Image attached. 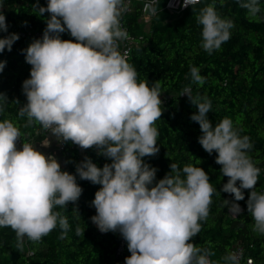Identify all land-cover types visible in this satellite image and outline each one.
<instances>
[{
	"label": "clouds",
	"instance_id": "clouds-1",
	"mask_svg": "<svg viewBox=\"0 0 264 264\" xmlns=\"http://www.w3.org/2000/svg\"><path fill=\"white\" fill-rule=\"evenodd\" d=\"M197 2L183 0L182 6ZM237 3L247 10L249 22L264 21L260 0ZM157 4L158 0H149L145 7L154 14ZM33 9L38 16L47 12L49 18L42 39H34L24 50L31 70L22 84L27 103L19 108V116L27 117V125L38 123L58 142L70 141L82 149L95 147L111 163L101 168L85 157L76 164V175L62 171L54 156L38 151L32 142L23 141L18 149L20 129L3 120L0 228L15 232L21 251L25 238L38 243L57 226L63 239L68 220L54 209H66L69 202L79 200L83 190L78 175L101 185L91 201L96 214L90 219L101 233L118 231L127 241L131 255L125 264H216L209 259L214 254L210 249L190 242L209 216L213 195L219 196L208 174L199 166L181 169L171 163V171L157 181L158 169L143 159L159 153L155 122L162 116L163 102L160 84L149 86L138 80L135 67L118 50L117 42L128 39L120 24L125 0H47L46 7L37 3ZM196 21L202 26L201 47L209 55L229 41L235 26L232 20L221 18L214 5L202 8ZM66 30L74 40L61 39ZM7 31L6 17L0 12V32ZM17 40L16 33L0 38V53L11 51ZM6 63L0 61V72ZM190 76L193 83H205L198 67L190 65ZM182 95L198 109L191 120L200 126L199 144L209 155L217 153L215 162L222 176L228 177L221 191L234 199H225L224 204L236 216L242 211L236 202L245 199L243 190H250L247 211L254 220L253 231L264 235V193L254 190L261 170L248 155L253 145L247 135H240V118L234 124L225 117L213 127L207 115L211 100L206 95L193 96L191 87L184 88ZM6 103L0 93V113ZM49 144L48 139L42 143ZM76 234L83 235L84 230L78 227ZM223 260L238 264L232 253Z\"/></svg>",
	"mask_w": 264,
	"mask_h": 264
},
{
	"label": "trees",
	"instance_id": "trees-1",
	"mask_svg": "<svg viewBox=\"0 0 264 264\" xmlns=\"http://www.w3.org/2000/svg\"><path fill=\"white\" fill-rule=\"evenodd\" d=\"M37 3L47 6V0H0V12L5 15L8 25V31L0 32V38L12 33L19 35L11 51L5 49L0 53V61L7 62L0 72V93L7 102L0 113V122L12 121L21 133L32 134L38 130L40 133L34 142L44 138V129L36 122L27 125V117H20L18 113L27 103L22 84L30 78L31 70L24 50L37 39L35 34H43L45 21L49 18L47 12L38 16V11L33 9ZM163 3L164 0H158L149 32H143V24L139 22L140 2H136L133 12L124 18L130 32L144 34L145 42L126 60L135 67L138 80L147 81L149 86L158 82L161 94L168 96L162 116L155 122L159 132V153L143 159L158 169L157 181L171 171V163L181 169L185 165L203 168L219 196L213 195L209 216L201 222V231L190 242L210 249L214 254L209 259L216 264H224L223 257L230 253L236 242H240L254 264H264V235L253 231L254 220L247 211L250 190H243L245 199L236 202L241 213L230 216L224 200L231 201L234 197L221 191L228 177L222 176L221 166L215 162L217 153L209 155L198 142L202 135L200 126L191 120V115L198 109L188 97H179L185 87H191L193 96L206 95L212 103L207 115L213 127L225 117L231 118L234 124L237 117L240 118V135H247L253 145L248 155L261 170L254 189L258 192L264 186V21L249 22L247 10L241 8L237 0H200L179 14L168 13L163 9ZM208 5H214L221 18L230 19L235 25L230 29L229 41L211 55L201 47L202 26L196 21L200 10ZM260 6V15L264 16V0H260ZM60 36L64 40H74L67 30ZM190 65L198 67L200 75L206 78L203 86L192 82ZM72 145L70 141L65 142L64 153L67 154L64 166L60 164L62 171L76 175L75 166L85 157L101 168L105 163H111L110 159L98 155L95 147L84 149L80 154ZM76 180L83 190L79 200L75 204L69 202L66 209L59 206L54 209L68 220L66 236L60 238L62 230L57 226L38 243L25 238L21 251L16 247L15 232L11 228H0V264H125V258L131 255L127 241L124 239L122 251L116 256L119 232L101 233L90 219L96 214L91 201L101 185L81 180L78 175ZM78 227L84 230L83 235L76 234Z\"/></svg>",
	"mask_w": 264,
	"mask_h": 264
},
{
	"label": "built area",
	"instance_id": "built-area-1",
	"mask_svg": "<svg viewBox=\"0 0 264 264\" xmlns=\"http://www.w3.org/2000/svg\"><path fill=\"white\" fill-rule=\"evenodd\" d=\"M136 2H140L142 4V14L139 18V22H141L143 24V32H149L152 18L156 14V11L153 14L150 9L145 7V5L149 2V0H125L126 10H124L121 14L120 24H121V27L127 31L128 39L120 40L117 43L119 46L118 47L119 52L121 53V55L125 56L126 59H128L130 57V55L134 49L140 48V47L145 45V42H143L144 41V34H142V33L141 34L131 33L130 32V26L127 25L124 21V18L133 12ZM199 2H200V0H198V2L196 4H198ZM196 4H193V5H196ZM182 5H183V0H164L163 9L166 10L170 14H179V13L183 12L184 10H186L187 8H189L190 6H193V5H189L187 7H183ZM35 36L37 37V39H42L43 34H35ZM183 90H184V88L182 89V91H180L179 97L180 98H187V95H182ZM167 97H168L167 95L161 94L160 99L163 102L162 107L167 103ZM39 133L40 132L38 130H35L32 134L22 133L21 140L17 141V148L18 149L22 148L23 141L33 143L34 138L37 137L39 135ZM44 133L47 134L49 132H44ZM54 142H55V144H57V151L65 157L67 154L66 152L64 153L65 142H58L56 137L54 138ZM72 147L75 148L76 150H78L80 154H82L84 151V149L80 148L79 146H77L75 144H73ZM258 192L264 193V186L261 187ZM229 214H230V216L234 217V215L232 213H230V211H229ZM118 234L120 236V241H119V245H118L116 252H115L116 256H118L121 253L123 245H124L123 237L121 236L120 233H118ZM249 247H251V246H249ZM230 253L234 254L237 257L238 264H249L250 261H251V264H254L252 261V258L248 257L246 255L245 246L240 242H236L231 247Z\"/></svg>",
	"mask_w": 264,
	"mask_h": 264
},
{
	"label": "crops",
	"instance_id": "crops-1",
	"mask_svg": "<svg viewBox=\"0 0 264 264\" xmlns=\"http://www.w3.org/2000/svg\"><path fill=\"white\" fill-rule=\"evenodd\" d=\"M54 138H55V136H53L50 132L47 133L41 141L34 143V145H36L35 148H36L38 151L44 153L46 156H48V155H52V156H54L57 160H59L58 162H59L60 164H63V163H65V157H64L61 153L56 152V153H57V155H56V154L52 151V149H49V147H47V146H43V145H42V143H43L44 140H46V139H49L50 142H54Z\"/></svg>",
	"mask_w": 264,
	"mask_h": 264
},
{
	"label": "rangeland",
	"instance_id": "rangeland-1",
	"mask_svg": "<svg viewBox=\"0 0 264 264\" xmlns=\"http://www.w3.org/2000/svg\"><path fill=\"white\" fill-rule=\"evenodd\" d=\"M146 28V27H145ZM163 94V93H162ZM163 95H166V94H163ZM46 135V134H45ZM49 140V139H48ZM45 141V140H44ZM34 143H36V142H33V144ZM36 145H34V147H35ZM47 147H49V149H52V151L57 155V153L56 152H58L57 151V144H55V142H50V144H49V146H47ZM59 161V160H58ZM63 166H64V163L62 164Z\"/></svg>",
	"mask_w": 264,
	"mask_h": 264
}]
</instances>
